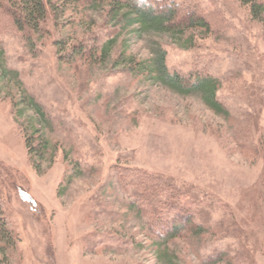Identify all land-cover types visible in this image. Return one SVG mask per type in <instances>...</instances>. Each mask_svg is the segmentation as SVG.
<instances>
[{
  "label": "rangeland",
  "instance_id": "1",
  "mask_svg": "<svg viewBox=\"0 0 264 264\" xmlns=\"http://www.w3.org/2000/svg\"><path fill=\"white\" fill-rule=\"evenodd\" d=\"M187 1L202 7L211 34L141 33L125 24L129 10L110 20L107 4L62 2L57 19L52 14L28 42L0 9V204L20 237L4 264H212L219 251L237 264H264V13L255 20L241 0ZM111 39L107 58L88 52L69 60L75 46L102 49ZM159 47L171 73L219 81L229 119L200 96L155 81L146 67ZM26 95L51 127L27 107ZM29 137L33 146L47 143L45 157L31 160ZM137 172L156 180L145 184L159 199L175 190L195 195L200 206L188 195L177 198L209 230L196 236L187 227L157 246L147 219L130 208Z\"/></svg>",
  "mask_w": 264,
  "mask_h": 264
},
{
  "label": "trees",
  "instance_id": "2",
  "mask_svg": "<svg viewBox=\"0 0 264 264\" xmlns=\"http://www.w3.org/2000/svg\"><path fill=\"white\" fill-rule=\"evenodd\" d=\"M144 1H149L151 6L146 7L141 5L140 3ZM241 1L244 6L249 7L253 18L259 20L264 13L263 1ZM62 2L63 8L69 6L84 9L107 4L110 8L107 13L110 20L117 18L121 12L129 10L130 13L124 14L123 20L125 24L127 26H134L137 24L140 27L139 32L141 33L151 28L175 35H183L189 30L199 31L207 35L212 32L211 23L202 13V7L199 5H193L187 0H0V9L10 15L14 26L20 33L28 35L27 40L29 42L31 39L30 35L41 32L43 25L46 24V21L52 16V14H54L55 19H57L55 10ZM187 41L190 43L189 48H192V37ZM65 42L66 40L62 39L56 44V46L59 47V45H62ZM115 42V39L109 40L105 43L102 49L97 47L88 49L84 43H81L78 47H74V52L68 54L69 60L77 56L83 58L88 52L92 58L95 56H103L104 58H107L108 53ZM3 54L4 51L0 42V59H3ZM166 58V51L162 47H159L154 63L149 65L150 67H146L150 72V75H153L155 81L160 82L164 86L171 88L173 91L181 95H198L201 97L204 105L211 111L224 116L225 118H230L229 111L217 98V93L220 88V83L217 79L211 76L202 75L200 72L189 73L187 75L178 72L171 73L166 65ZM4 70L2 71L3 75L10 73L6 69ZM24 102H27V107L35 112L38 116L39 122L48 127L52 126L44 108L33 96L26 95ZM17 112L18 115H20V111ZM35 130L37 131V129ZM31 138L32 137H29L26 143V148L29 156H31V160H33L34 157H45L47 143L45 144L38 139L39 145L33 146L34 139ZM32 162L37 172L40 173V167H38L34 161ZM121 176L122 175H118L115 177L118 185H123ZM134 178V187H137V189H134V201L131 203L130 208L141 218L147 219V236L154 241L157 246H166L172 243L176 238L182 236L187 227H192L191 234L196 236H201L209 230L210 225H208L209 222L207 219H205L204 222H199V220L197 221L193 218V209L189 207L188 204L190 203H188V201L187 203L180 200L178 201L177 197H181V199L186 201V198L183 196L188 195L193 201H195V207L200 206L201 201L191 192L184 191L183 193L175 190V192L167 193L170 199L163 200L155 196L154 192L153 194H150L149 192L151 191H149L145 184L146 182L155 184L156 180L153 177L148 176V174L144 172H137ZM68 180H70V178L67 179V182ZM64 190L65 189L61 192L59 191L58 195L61 196ZM122 190H127V187H122ZM166 192L167 190L165 191L164 189L163 191L162 188L161 193L156 194ZM125 193L128 192L125 191ZM157 208L160 209V212H165V214L169 213L171 216L164 215L161 218L157 217ZM197 208L200 210L201 215L207 214L204 209ZM148 212L149 215L147 214ZM19 243V234L10 226L7 216L3 212L0 204V264H4L6 260H9L10 256L15 252H18ZM216 255V258L214 259L216 263L212 264H218L220 262H223L224 264H237L238 262V259L230 257L226 252L219 251ZM212 256L214 257V255ZM211 261L212 259H210V261L206 260L209 264H211Z\"/></svg>",
  "mask_w": 264,
  "mask_h": 264
}]
</instances>
